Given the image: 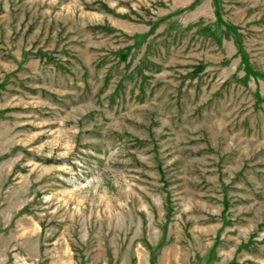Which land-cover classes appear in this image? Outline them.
<instances>
[{"label":"rangeland","instance_id":"374dc122","mask_svg":"<svg viewBox=\"0 0 264 264\" xmlns=\"http://www.w3.org/2000/svg\"><path fill=\"white\" fill-rule=\"evenodd\" d=\"M0 264H264V0H0Z\"/></svg>","mask_w":264,"mask_h":264}]
</instances>
